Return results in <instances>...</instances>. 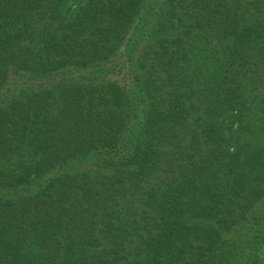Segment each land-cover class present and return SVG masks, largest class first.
Instances as JSON below:
<instances>
[{
    "label": "trees",
    "instance_id": "1",
    "mask_svg": "<svg viewBox=\"0 0 264 264\" xmlns=\"http://www.w3.org/2000/svg\"><path fill=\"white\" fill-rule=\"evenodd\" d=\"M0 264H264V0H0Z\"/></svg>",
    "mask_w": 264,
    "mask_h": 264
},
{
    "label": "rangeland",
    "instance_id": "2",
    "mask_svg": "<svg viewBox=\"0 0 264 264\" xmlns=\"http://www.w3.org/2000/svg\"><path fill=\"white\" fill-rule=\"evenodd\" d=\"M116 70H119V67H117ZM115 75H117V72H116ZM121 78H122V82H124V78H123V77H121ZM122 82H121V83H122Z\"/></svg>",
    "mask_w": 264,
    "mask_h": 264
}]
</instances>
